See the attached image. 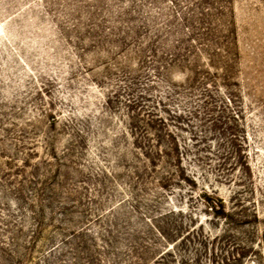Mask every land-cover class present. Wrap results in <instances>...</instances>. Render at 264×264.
<instances>
[{
  "label": "rangeland",
  "instance_id": "1",
  "mask_svg": "<svg viewBox=\"0 0 264 264\" xmlns=\"http://www.w3.org/2000/svg\"><path fill=\"white\" fill-rule=\"evenodd\" d=\"M0 264H264V0H0Z\"/></svg>",
  "mask_w": 264,
  "mask_h": 264
},
{
  "label": "trees",
  "instance_id": "2",
  "mask_svg": "<svg viewBox=\"0 0 264 264\" xmlns=\"http://www.w3.org/2000/svg\"><path fill=\"white\" fill-rule=\"evenodd\" d=\"M169 135H173L171 134V132H169ZM148 160L152 161L150 158H148ZM168 174V172H166ZM166 178H164L165 180ZM184 182H189V187H192L193 184H190V182L195 183V178L194 176L191 177L190 175H185L183 176V178H181ZM162 187H164V184L162 185ZM203 194V198L204 201L206 202L207 205H209V207L215 211V213L220 214V213H225L224 209H225V205L223 203V200L221 198H217L215 196H213V194L210 192L208 193L207 191L202 192ZM215 197V198H214Z\"/></svg>",
  "mask_w": 264,
  "mask_h": 264
}]
</instances>
